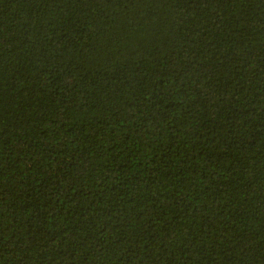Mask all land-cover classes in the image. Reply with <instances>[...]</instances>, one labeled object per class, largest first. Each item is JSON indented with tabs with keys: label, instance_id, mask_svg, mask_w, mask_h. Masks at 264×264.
Returning a JSON list of instances; mask_svg holds the SVG:
<instances>
[{
	"label": "trees",
	"instance_id": "1",
	"mask_svg": "<svg viewBox=\"0 0 264 264\" xmlns=\"http://www.w3.org/2000/svg\"><path fill=\"white\" fill-rule=\"evenodd\" d=\"M0 264H264V0H0Z\"/></svg>",
	"mask_w": 264,
	"mask_h": 264
}]
</instances>
